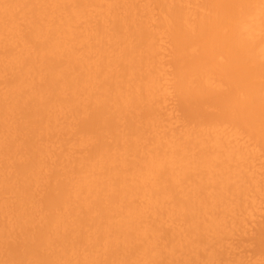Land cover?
<instances>
[{
    "label": "bare ground",
    "instance_id": "obj_1",
    "mask_svg": "<svg viewBox=\"0 0 264 264\" xmlns=\"http://www.w3.org/2000/svg\"><path fill=\"white\" fill-rule=\"evenodd\" d=\"M263 225L264 0H0V264H264Z\"/></svg>",
    "mask_w": 264,
    "mask_h": 264
},
{
    "label": "rangeland",
    "instance_id": "obj_2",
    "mask_svg": "<svg viewBox=\"0 0 264 264\" xmlns=\"http://www.w3.org/2000/svg\"><path fill=\"white\" fill-rule=\"evenodd\" d=\"M172 104H173V103H172ZM175 104H176V103L174 102V107H175ZM172 106H173V105H172ZM262 227L264 228V225H263ZM262 227L259 229L260 231H261V230H264ZM259 230H257L256 232H254V234H257V233H258V234H257L256 236H255V235H254V236H251V238H250L251 240H249L248 242L252 243V245H253V243H255V241H254L255 239H254V238L257 237V238L260 239V236H261L260 241L257 240L256 242L259 243L257 246H259V245L261 244V247L258 248V251H259V250H262V251L264 252V246H263V244H264V242H263V241H264V237H262V236H264V234L262 235V234H261L262 232H260ZM258 231H259V232H258ZM263 233H264V231H263ZM260 234H261V235H260ZM259 235H260V236H259ZM258 236H259V237H258ZM252 237H254V238H252ZM241 238H242V237H240V240H243V238H242V239H241ZM245 238H246V237H245ZM235 239H238V236H237V238H235ZM262 239H263V241H262ZM233 240H234V239H233ZM240 240H239V241H238V240H234V245H235L236 247H238V248H240V247H239V244H242V245H243V243H245V244L247 243L246 240H244L245 242L242 241V243H240V242H241ZM247 240H248V239H247ZM235 241H236V242H235ZM251 241H252V242H251ZM235 243H236V244H235ZM256 244H257V243H256ZM240 246H241V245H240ZM243 246H244V245H243ZM243 246H242V247H243ZM253 246H255V245H253ZM257 246H255L254 248H256ZM241 250H242V253H243V252H244V251H243V248H242ZM241 250H239V251H241ZM239 251H238V252H239ZM262 251H261V253H263ZM259 252H260V251H259ZM239 254H241V253L239 252ZM243 254H244V253H243ZM263 255H264V254H263ZM241 256H243V255L241 254ZM263 257H264V256H263Z\"/></svg>",
    "mask_w": 264,
    "mask_h": 264
}]
</instances>
